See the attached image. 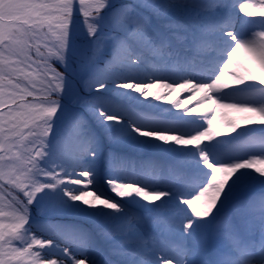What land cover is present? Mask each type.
<instances>
[{
  "label": "snow or ice",
  "instance_id": "obj_1",
  "mask_svg": "<svg viewBox=\"0 0 264 264\" xmlns=\"http://www.w3.org/2000/svg\"><path fill=\"white\" fill-rule=\"evenodd\" d=\"M241 52L264 71V0H0V264H264Z\"/></svg>",
  "mask_w": 264,
  "mask_h": 264
},
{
  "label": "rangeland",
  "instance_id": "obj_2",
  "mask_svg": "<svg viewBox=\"0 0 264 264\" xmlns=\"http://www.w3.org/2000/svg\"><path fill=\"white\" fill-rule=\"evenodd\" d=\"M240 15H243V14L241 13ZM237 59L239 61V64L241 65V70L247 69L258 77H264V71L261 70L259 64L252 62L246 53L241 52L240 54H238ZM230 71H231V69H230ZM227 102H231V101H227ZM208 103H209L210 107H213V105H211L210 102H208ZM185 115L188 116V114H185ZM243 115H244L243 113H240V112L236 111L235 109L217 107L216 112L211 113L210 115H208L207 118H209V119L214 118V127H217V128L222 127L228 121H236L241 125V127H244L243 121L241 119V117ZM205 126H206V124H205ZM230 135H234V133L233 134H224L222 136V138L228 139V138H230Z\"/></svg>",
  "mask_w": 264,
  "mask_h": 264
},
{
  "label": "bare ground",
  "instance_id": "obj_3",
  "mask_svg": "<svg viewBox=\"0 0 264 264\" xmlns=\"http://www.w3.org/2000/svg\"><path fill=\"white\" fill-rule=\"evenodd\" d=\"M152 91H165L162 89H153ZM200 94H192L188 90H177L171 92L170 95H168L167 99L164 101H160L158 103H161L164 105L165 108H172L174 112L177 113H183V114H188V116H197L199 118V115H201L206 107H210L208 102H205L204 105H199L197 104V100L200 98ZM179 100L180 104L177 107H173L175 101ZM197 106V107H196ZM198 109V113H193L191 112V109L193 108ZM189 110L188 112H185V110Z\"/></svg>",
  "mask_w": 264,
  "mask_h": 264
}]
</instances>
